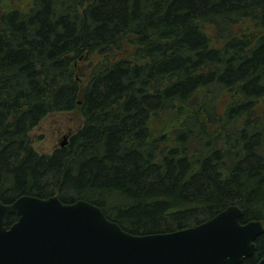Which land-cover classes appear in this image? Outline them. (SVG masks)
Segmentation results:
<instances>
[{
  "label": "trees",
  "instance_id": "trees-1",
  "mask_svg": "<svg viewBox=\"0 0 264 264\" xmlns=\"http://www.w3.org/2000/svg\"><path fill=\"white\" fill-rule=\"evenodd\" d=\"M74 109L40 153L33 128ZM23 194L137 234L264 219V0H0V199Z\"/></svg>",
  "mask_w": 264,
  "mask_h": 264
},
{
  "label": "water",
  "instance_id": "water-1",
  "mask_svg": "<svg viewBox=\"0 0 264 264\" xmlns=\"http://www.w3.org/2000/svg\"><path fill=\"white\" fill-rule=\"evenodd\" d=\"M11 213L19 218L8 228ZM243 215L231 204L193 226L137 234L90 201L24 194L0 199V264H239L264 232V219Z\"/></svg>",
  "mask_w": 264,
  "mask_h": 264
},
{
  "label": "rangeland",
  "instance_id": "rangeland-1",
  "mask_svg": "<svg viewBox=\"0 0 264 264\" xmlns=\"http://www.w3.org/2000/svg\"><path fill=\"white\" fill-rule=\"evenodd\" d=\"M79 68L80 72L84 69ZM83 124L84 117L78 109L50 112L31 131L34 146L40 153H52L61 147L62 141H69L71 135L81 129Z\"/></svg>",
  "mask_w": 264,
  "mask_h": 264
},
{
  "label": "flooded vegetation",
  "instance_id": "flooded-vegetation-1",
  "mask_svg": "<svg viewBox=\"0 0 264 264\" xmlns=\"http://www.w3.org/2000/svg\"><path fill=\"white\" fill-rule=\"evenodd\" d=\"M24 195V194H23ZM32 195V194H31ZM50 197V196H49ZM45 198V197H44ZM47 198V197H46ZM63 201V200H62ZM64 202V201H63ZM66 203H70V202H66ZM19 216L17 214H9L7 216V227L9 228L14 222H16L18 220Z\"/></svg>",
  "mask_w": 264,
  "mask_h": 264
}]
</instances>
